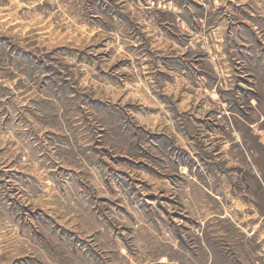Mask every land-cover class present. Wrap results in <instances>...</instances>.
<instances>
[{"label":"rangeland","instance_id":"rangeland-1","mask_svg":"<svg viewBox=\"0 0 264 264\" xmlns=\"http://www.w3.org/2000/svg\"><path fill=\"white\" fill-rule=\"evenodd\" d=\"M0 264H264V0H0Z\"/></svg>","mask_w":264,"mask_h":264}]
</instances>
